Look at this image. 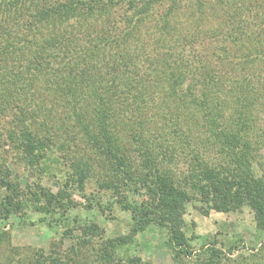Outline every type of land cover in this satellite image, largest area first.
Segmentation results:
<instances>
[{"label":"trees","instance_id":"16d2710c","mask_svg":"<svg viewBox=\"0 0 264 264\" xmlns=\"http://www.w3.org/2000/svg\"><path fill=\"white\" fill-rule=\"evenodd\" d=\"M158 1L0 0V114L14 110L18 129L8 135L29 165L59 152L54 165L67 170L56 191L21 189L0 165V219L27 206L37 224L61 231L72 256L91 246L82 264H153L120 252L157 233L172 255L167 264H244L234 242L222 250L205 239L195 250L178 217L189 191L219 212L246 205L264 247V177L253 168L249 136L254 113L264 114V0H192L190 7L164 0L169 5L156 20ZM122 2L130 10L119 11V25L113 7ZM212 36L221 38L211 52ZM193 132L209 137L226 159H197L182 185L155 145ZM89 179L110 191L107 204L85 193ZM141 187L154 203L130 198ZM75 191L88 200L84 209L128 215L126 232L103 239L96 221L80 222L71 213L79 207ZM3 234L0 228V240ZM63 256L39 252L35 264H73Z\"/></svg>","mask_w":264,"mask_h":264},{"label":"rangeland","instance_id":"374dc122","mask_svg":"<svg viewBox=\"0 0 264 264\" xmlns=\"http://www.w3.org/2000/svg\"><path fill=\"white\" fill-rule=\"evenodd\" d=\"M168 5L169 1L164 0L154 3L152 11L155 15L153 18L159 20ZM191 5L192 0L181 2V6L190 7ZM128 7L127 2L119 3L113 7L117 18L119 11L130 10ZM124 13V11H121L119 15L124 18ZM126 13L130 15L129 12ZM118 19L119 25H122V18ZM207 38L212 52V49L218 47V39L220 40L221 37L212 36ZM216 52L217 50L214 56ZM211 60L216 61L215 57ZM255 109L254 111L258 112ZM13 112L14 110L9 109L0 114V165L8 168L11 180L18 183L21 189H24L26 185L40 184L56 191L63 184L67 174L66 168L60 165L55 167L54 165L55 158L62 159L60 153L48 152V157H43L36 165H29L24 158V152L17 146L16 137L10 138L8 135L10 131L17 129L14 126ZM231 112L232 108L226 110L225 116L228 117ZM252 118L253 123L249 136L252 138L253 147H256V152H253L256 155L253 168L257 176L264 177V114L262 112L254 113ZM155 127L156 124L152 126V130H155ZM153 135H156L155 132ZM203 135L202 132H193L187 138H175L172 142L166 136L157 140L162 146L158 143L155 145V147H160L157 149L160 152L155 154L161 161H169L166 167L170 168L169 171L174 174L176 180L182 185L193 173L190 172V169L191 166H196L197 159L214 165L218 161L226 159L223 153L210 145L212 140L205 135L206 138H204ZM130 156L138 164L140 157L138 152L131 151ZM84 191L86 194L92 193L94 199H102L104 205L109 201L110 191L98 188L94 183V179H89ZM129 195L134 202L154 203L156 201L152 193L145 187H141L137 193ZM71 197L79 204V207L71 210V213L76 214L80 222L96 221L104 229L103 239L126 232L129 218L125 213L115 209L113 213L108 212L107 216H103L97 208L92 210L83 208L88 200L82 196V192L75 191ZM182 209L180 217H178L179 214L177 217L187 236L195 237L192 240V246L195 250H198L205 239L216 241V247L222 250H226V247L234 242L239 247L238 250H235L234 256H237L239 260L242 259L241 261L244 264H264V247L263 245L260 246L261 238L254 224L253 212L248 206L241 205L235 209L219 212L205 203L200 194L189 191V200L183 205ZM35 221L36 215L27 206L23 207L20 212L10 214L7 220L0 219V228L4 231L0 240V264H35V257L39 252H43L44 255H64V258L71 256V258L73 257V264H82L84 259L91 258V254H88L90 245L85 250L84 256L81 254L72 256L75 249L71 251V243L61 238V231L58 228H47ZM160 237L164 238V234L157 233L155 238H151L150 235L138 236L136 238L137 243L122 248L120 255H136L141 257L142 260H148L153 264H167L171 261L172 255L164 243L161 242ZM239 239H242V241H238ZM144 240L148 241L149 246L144 245ZM100 242L102 240L97 239L92 244L98 246ZM252 246L255 247V250L251 248ZM65 252L68 253L65 255ZM250 253H258V258H249Z\"/></svg>","mask_w":264,"mask_h":264}]
</instances>
